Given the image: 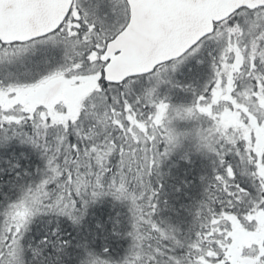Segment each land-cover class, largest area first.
<instances>
[{
  "label": "snow or ice",
  "instance_id": "6c2138e0",
  "mask_svg": "<svg viewBox=\"0 0 264 264\" xmlns=\"http://www.w3.org/2000/svg\"><path fill=\"white\" fill-rule=\"evenodd\" d=\"M0 264H264V0H0Z\"/></svg>",
  "mask_w": 264,
  "mask_h": 264
}]
</instances>
